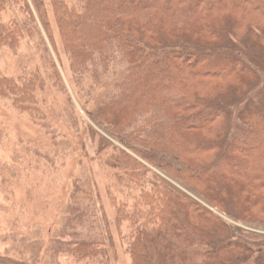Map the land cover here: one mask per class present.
<instances>
[{"label": "trees", "instance_id": "1", "mask_svg": "<svg viewBox=\"0 0 264 264\" xmlns=\"http://www.w3.org/2000/svg\"><path fill=\"white\" fill-rule=\"evenodd\" d=\"M49 8L54 19L44 0H0V58L34 39L48 80L63 85L61 49L74 84L90 86L80 90L87 138L118 186V197L106 196L131 264H264V234L248 229L264 228V0H50ZM12 9L21 18L4 20ZM105 78V96L91 103ZM40 83L0 70V98L31 116ZM72 103L66 148L74 152L78 139L83 159ZM75 182L46 264H109L115 246L96 183L92 196L79 194L87 180Z\"/></svg>", "mask_w": 264, "mask_h": 264}, {"label": "rangeland", "instance_id": "2", "mask_svg": "<svg viewBox=\"0 0 264 264\" xmlns=\"http://www.w3.org/2000/svg\"><path fill=\"white\" fill-rule=\"evenodd\" d=\"M44 3L49 19H54L49 8L50 0H44ZM2 17L4 20H19L21 15L12 9ZM51 23L54 24L53 21ZM54 39L59 47L55 32ZM50 52L53 58L51 48ZM54 61L63 87L55 80L53 84V78L48 80V60L34 39L29 43L22 42L16 53L9 52L0 58V67H4L0 70L3 73L17 76L23 71L26 76L36 74L41 81L36 86L38 109L31 116L27 112H19L10 100L0 98V260L6 261V255L12 260L19 259L24 264L31 263L32 257L35 264L49 262L50 238L63 224L62 220L69 212L66 206L70 202L71 191L77 186L75 181L87 180L88 185L80 189L82 191L79 194L91 192L93 196L96 192L87 187L95 182L103 202L101 204L108 214L107 222L115 246L109 264H131L126 254L124 232L115 226L113 210L106 196V191L109 190L108 192L118 197V186L111 185L110 174L105 166L106 159L94 155L92 144L87 138L85 124L88 123L82 108L86 97L82 96L80 90L88 92L90 86L85 83L80 89L74 84L61 49L60 64L56 58ZM110 81L111 79L105 78L98 87L92 86L93 92L89 93L91 98L87 100L91 103L99 102L105 96ZM69 101L74 102L72 106L75 109V122L81 136L79 140L84 141L86 153L83 159L82 152H78V139H74V152L66 148L65 140H70L67 124L74 122L67 109H64ZM33 117L42 118L43 123L35 122ZM101 134L107 136L108 131H102ZM94 143L97 144V141ZM94 201L100 207L99 200ZM103 223L102 220V225ZM236 225L247 227L240 222ZM254 228L256 231L253 232L264 234L261 226L248 227L249 230ZM101 229L104 231L103 226ZM94 234L97 235L98 232ZM57 263L98 264V261L90 263L61 258L55 262Z\"/></svg>", "mask_w": 264, "mask_h": 264}]
</instances>
